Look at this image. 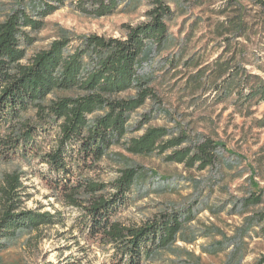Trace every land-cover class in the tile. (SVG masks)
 <instances>
[{
  "label": "trees",
  "instance_id": "obj_1",
  "mask_svg": "<svg viewBox=\"0 0 264 264\" xmlns=\"http://www.w3.org/2000/svg\"><path fill=\"white\" fill-rule=\"evenodd\" d=\"M63 2L0 1V162H19L0 176V251L17 233H39L45 226L65 224L57 209L52 213L25 208L30 198L25 180L33 174L57 203L76 211L70 225L76 239L109 249L104 264H155L166 251L190 262L193 252L176 242L196 240L195 233L187 232L196 218L194 206L168 205L140 222H126L121 213L143 177L142 166L129 155L159 154L196 170L218 160L215 139L179 126L148 125L162 100L151 86L152 76L138 72L154 50L174 44L171 4L184 14L205 1L148 0L145 19L123 24L120 37L56 26L48 46L29 55L36 40L33 34L45 27L46 17ZM118 4V0H89V4L82 0L77 8L102 17ZM212 12L215 18H207V27L222 39L218 57L201 65L199 57L184 56L195 26L204 20L195 15L168 64L181 61L186 70L195 68L185 75V84L213 89L218 102L235 95L234 101L246 108L257 105L264 100V77L252 68L264 72V61L258 60L264 45L256 42H264V0H222ZM147 101L152 102L150 109L132 120ZM261 122L264 126V118ZM105 166L115 175L107 176ZM261 198V193L250 194L244 204H258ZM212 232L208 229L206 236ZM68 263L83 264L78 257ZM253 264H264V254Z\"/></svg>",
  "mask_w": 264,
  "mask_h": 264
},
{
  "label": "rangeland",
  "instance_id": "obj_2",
  "mask_svg": "<svg viewBox=\"0 0 264 264\" xmlns=\"http://www.w3.org/2000/svg\"><path fill=\"white\" fill-rule=\"evenodd\" d=\"M79 1L82 0H64L58 10L46 17L45 27L33 34L36 40L29 47V55L48 46L55 37L56 26L75 33L96 32L120 37L122 25L143 21L148 8V0H118L111 14L94 17L77 8ZM83 1L89 4V0ZM203 1L204 5L191 6L184 14L171 4L175 11L170 22L174 44L154 50L143 59L138 72L152 76L151 86L162 100L148 125L179 126L190 134L203 133L217 141L218 160L213 166L196 170L168 162L159 154L129 155L142 166L143 177L136 182L121 218L126 222H140L168 205L180 208L192 205L196 218L190 222L187 232L195 233L196 240L191 244L176 242V246L193 252L190 262L183 255L166 251L156 258L155 264H253L264 254V126H261L264 100L249 108L235 102V95L218 102L213 89L203 91L185 84V75L195 68L186 70L181 61L168 64L177 55L178 43L191 25L190 17L195 15L204 20L195 26L184 56L193 54L205 65L222 52V39L215 38L207 27V18H215L212 9H217L222 0ZM213 1L217 2L207 7V3ZM256 42L264 45L259 39ZM258 60L264 61V54L261 53ZM252 71L264 77V72L254 67ZM151 105L152 102L147 101L133 113L132 120L148 111ZM142 132L143 129L134 135ZM18 165L19 162H0V176ZM23 169H26L24 165ZM104 171L109 177L115 175L110 166H105ZM25 184L30 195L25 208L41 207L52 213L57 209L64 216L65 224L45 226L39 233H17L9 240L7 248L0 251V264H70L68 262L74 257L81 259L83 264H104L109 249L85 244L82 239L75 238V231H70L76 211L57 203L37 176L29 174ZM260 193V203L244 204L248 195ZM208 229L214 232L206 236ZM77 243L84 245V249Z\"/></svg>",
  "mask_w": 264,
  "mask_h": 264
}]
</instances>
